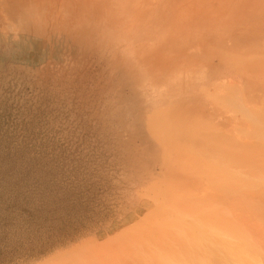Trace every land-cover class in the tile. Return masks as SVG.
Returning a JSON list of instances; mask_svg holds the SVG:
<instances>
[{
  "label": "rangeland",
  "instance_id": "rangeland-1",
  "mask_svg": "<svg viewBox=\"0 0 264 264\" xmlns=\"http://www.w3.org/2000/svg\"><path fill=\"white\" fill-rule=\"evenodd\" d=\"M119 237L264 264V0H0V264Z\"/></svg>",
  "mask_w": 264,
  "mask_h": 264
},
{
  "label": "bare ground",
  "instance_id": "bare-ground-1",
  "mask_svg": "<svg viewBox=\"0 0 264 264\" xmlns=\"http://www.w3.org/2000/svg\"><path fill=\"white\" fill-rule=\"evenodd\" d=\"M158 210L160 209V210H162V209H164V207H161V206H159L158 208H157ZM150 213V212H149ZM152 214L154 215V213L152 212ZM151 214V215H152ZM148 215H150V214H148ZM151 215L149 216V220L152 222V223H154L155 222V220L151 217ZM145 221V220H144ZM201 222H199V227H202V230L201 231H199L200 232V236L199 237H206L207 236V228H203V226H205V227H207V224L206 223H208L207 221V219L206 220H200ZM214 222V221H213ZM145 224H146V222H144ZM209 225V224H208ZM134 228H131L130 230H133ZM131 232V231H130ZM129 234V236H131V233H128ZM197 234L199 235V233H196V237H197ZM184 235V234H183ZM186 235L187 234H185V237H186ZM191 235L190 234H188V236L187 237H190ZM195 237V236H194ZM195 237V238H196ZM198 237V238H199ZM120 238V237H119ZM116 239V240H112V242L110 243V246L108 245L107 246V244H104V245H106V246H102L103 248L100 250V246L98 245L97 246V248L99 247V249H95L94 251H92L93 253H89L90 255L92 254V255H95L96 256V253L98 254H100V252H101V254L104 252V254H102L103 255V257H104V255H105V253H107V255H106V257H105V259L106 258H108L107 259V262H108V260L110 261V260H116V261H118L119 263H121V264H134L135 262H138L139 260H140V258H139V251L137 250L136 252L134 251L135 250V247L137 246V245H140L141 244V240L140 239H130V237L128 238L127 237V239L126 240H121V238L120 239ZM165 239H168L169 237H167V236H165L164 237ZM184 237H182L181 238V235L177 238V240H176V242H179L180 240L182 241V244H184V242H185V240L183 239ZM187 239V238H186ZM197 239V238H196ZM192 240H194V238L192 239ZM191 240V241H192ZM173 241V238L172 237H170L169 239H168V243L170 244V245H172V248L174 247L173 245L175 244L174 242H172ZM197 241V240H196ZM196 241H194V242H196ZM199 241H200V239H199ZM259 241V240H258ZM190 242V241H189ZM260 242V241H259ZM179 243H181V242H179ZM187 243V242H186ZM193 243V242H192ZM204 243V242H203ZM112 244V245H111ZM189 244H191V242L189 243ZM196 244H197V242H196ZM221 244V243H220ZM176 245V244H175ZM177 245H178V243H177ZM192 245V244H191ZM177 247V246H176ZM175 247V248H176ZM189 247V246H188ZM217 247V246H216ZM106 248V249H105ZM210 247H208V246H203L202 247V250H199V251H201V254L202 255H205V253H207L208 252V249H209ZM222 248V247H221ZM226 248V247H225ZM104 249V250H103ZM180 249V248H179ZM201 249V248H200ZM103 250V251H102ZM106 250H108L107 252H106ZM183 250H186V251H184L183 253H182V251H180V252H178V253H176V256H178V258H179V256L182 254V255H184V254H187V255H189V252H192V251H190L191 249L189 248V250H187V247L186 246H184V249ZM195 250H197V249H195ZM245 251V250H244ZM98 254V255H99ZM177 254H180V255H177ZM195 254H197V253H195ZM97 255V256H98ZM102 255H100L99 257H101ZM108 255H110V256H108ZM147 255H148V257L146 258V260H147V264H151V263H153V262H155L156 264H158V262L160 263V264H164V262L165 261H162V259L163 258H161V257H159V256H157V254H154V253H152V251H150V250H148L147 251ZM176 256L174 255V257L173 258H176ZM185 256V255H184ZM196 256V255H195ZM103 257H101V259L103 258ZM113 257V258H112ZM172 257V256H171ZM170 257V258H171ZM182 257V256H181ZM93 258H94V261L96 260L97 261V258L96 257H92V260H93ZM110 258V259H109ZM112 258V259H111ZM155 259L154 261H152V260H150V259ZM165 258V257H164ZM167 258V257H166ZM187 258H189V257H187ZM191 258V257H190ZM194 258V257H193ZM100 259V258H99ZM100 259V260H101ZM169 259V258H168ZM184 259V258H183ZM199 259V258H198ZM205 260H206V258H204ZM74 260V259H73ZM81 260V259H80ZM79 260V261H80ZM167 260V259H166ZM171 261V263H173L172 261H174V260H176V259H174V260H172V258L170 259ZM179 261L180 260H182V259H178ZM178 260H176L177 262H178ZM204 260V261H205ZM209 260V259H208ZM217 260V259H216ZM99 261V260H98ZM104 261V260H103ZM103 261H99L100 263H102ZM190 261H191V259H190ZM195 261V260H194ZM263 261V260H262ZM78 262V261H77ZM77 262H74V264H76ZM98 262V264H100ZM176 262V263H177ZM196 262H198V261H196ZM206 262V261H205ZM221 262V264H229V262L227 261V259L225 258H223V260L222 261H220ZM73 263V262H72ZM103 263H106V261H104ZM183 263L184 264H186L187 263V261H183ZM209 264H210V262H208ZM253 263V262H252ZM264 263V262H263ZM71 264V263H70ZM77 264H80V263H77ZM180 264H182V263H180ZM197 264V263H196Z\"/></svg>",
  "mask_w": 264,
  "mask_h": 264
}]
</instances>
